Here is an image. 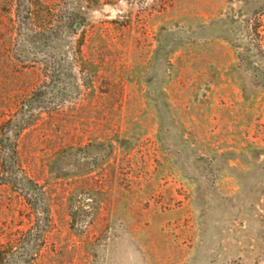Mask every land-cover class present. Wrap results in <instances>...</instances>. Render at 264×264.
Here are the masks:
<instances>
[{"label":"rangeland","instance_id":"rangeland-1","mask_svg":"<svg viewBox=\"0 0 264 264\" xmlns=\"http://www.w3.org/2000/svg\"><path fill=\"white\" fill-rule=\"evenodd\" d=\"M0 264H264V0H0Z\"/></svg>","mask_w":264,"mask_h":264},{"label":"water","instance_id":"water-1","mask_svg":"<svg viewBox=\"0 0 264 264\" xmlns=\"http://www.w3.org/2000/svg\"><path fill=\"white\" fill-rule=\"evenodd\" d=\"M80 25L78 24L77 27H79Z\"/></svg>","mask_w":264,"mask_h":264}]
</instances>
